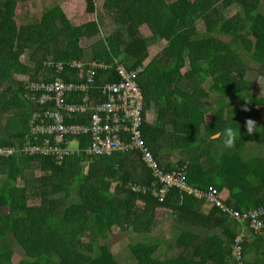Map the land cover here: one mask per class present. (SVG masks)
<instances>
[{"label":"trees","instance_id":"trees-1","mask_svg":"<svg viewBox=\"0 0 264 264\" xmlns=\"http://www.w3.org/2000/svg\"><path fill=\"white\" fill-rule=\"evenodd\" d=\"M16 7L17 0H0V148H21L31 118L54 109L53 102L40 105L41 93L33 99L29 82L51 84L60 78L77 83L79 71L73 64L98 61L107 68L97 71L90 97L102 103L105 97L98 88L119 81L118 65L142 69L137 78L144 98L141 132L159 169L169 173L184 168L188 186L202 192L212 187L228 208L264 209V94L255 95L254 83L245 80L249 61L264 66V0H105L103 11L114 29L91 54L79 43L99 33L95 23L75 27L54 6L35 22L18 26ZM231 7L237 14L227 18L224 13ZM86 11L96 12L93 0H86ZM142 27L150 31L149 38L142 36ZM162 41L166 46L144 64L149 48ZM151 106L154 123L146 119ZM208 114L210 124L205 123ZM63 116L66 125L88 121ZM249 120L254 122L251 134L246 130ZM226 128L238 134L231 149L223 144ZM65 140L80 151L60 165L50 157L17 152L0 158V211L8 208L7 215L0 213V264H13V244L24 252L17 264H117L106 243L113 227L141 235L140 242L130 245L136 264H237L232 247L241 234L242 264H264V229L256 233L249 223L242 226L204 199L176 188L163 202L150 192H132L128 184L148 189L156 181L141 151L86 157L87 137ZM169 153L178 157L175 163ZM35 168L42 175L25 178ZM18 179L25 180L24 187L17 188ZM29 197L37 203L30 206ZM204 205L210 208L207 213ZM161 211H169L181 225L174 247L188 252L180 263L159 262L158 246L145 238ZM195 228L204 235L218 234L213 240L199 238ZM88 233L92 242L85 244Z\"/></svg>","mask_w":264,"mask_h":264},{"label":"built area","instance_id":"built-area-1","mask_svg":"<svg viewBox=\"0 0 264 264\" xmlns=\"http://www.w3.org/2000/svg\"><path fill=\"white\" fill-rule=\"evenodd\" d=\"M72 68L79 71L80 82H65L56 78L51 84L43 83L42 80L28 83L27 89L33 94V99L37 93H41L38 100L40 105L53 102L54 109L43 114H35L29 123L30 138L21 148H0V158L17 152L21 156L30 158L37 155L50 157L60 165L63 158L80 151L78 147L76 152L70 149V145L74 142L66 141V136L88 138V145L83 150L86 157L111 156L114 153L139 150L143 163L152 171L156 181L148 189L136 184H128L127 187L132 192L143 194L150 192L159 202H163L170 189L176 188L196 199H204L210 208L220 209L242 226L249 223V227L256 233L264 229V209L239 212L228 208L212 187L202 192L188 186L184 168L175 167L176 170L169 173L159 169L158 163L145 145L141 132L144 98L137 78L142 69L128 71L122 65H118L115 72L119 76V81L106 83L98 88L105 97V101L99 103L91 98L90 94L96 87L97 71L107 67L96 63L89 65L74 63ZM58 69L60 71L62 66ZM64 114L85 118L88 120L87 124L66 125ZM37 140H40V143ZM242 241L243 235H238L232 247V258L237 264H242Z\"/></svg>","mask_w":264,"mask_h":264},{"label":"rangeland","instance_id":"rangeland-1","mask_svg":"<svg viewBox=\"0 0 264 264\" xmlns=\"http://www.w3.org/2000/svg\"><path fill=\"white\" fill-rule=\"evenodd\" d=\"M94 6L96 9V12L94 14H89L86 11V0H17V7H16V22L17 25H25L28 23H33L35 20H38L43 13H46L54 6H59L63 11L66 13L70 21L73 23L75 27H82L84 25L95 23L98 25L99 33L92 38L83 37L80 40V47L85 49L89 54H91V50L93 46L98 44L99 41L105 40L109 35L112 34V31L114 29V25L111 21L110 17H107L103 11V5L105 0H93ZM172 1V0H168ZM237 14V9L235 7H231L226 10V13H224V16H227V18H231ZM197 30L199 33V37L204 36V28L201 24L197 25ZM141 34L144 38H149L151 36L150 31L146 27L141 28ZM245 45H248V41H246ZM166 46L165 41H162L160 43H157L156 45H152L149 48V58L145 61L147 63L151 59H153L164 47ZM258 61V60H255ZM248 62L249 70L247 73V76L245 77V80L251 81L254 83L253 85V93L257 96H262L264 94V66L263 64L259 62ZM34 66H31V69H33ZM32 71V70H31ZM185 71V69L183 70ZM28 79V77H26ZM245 103V101H243ZM242 102H239L238 104H243ZM151 113H153L152 110H150ZM151 113H149V117H151ZM209 118V121H211L210 116H207ZM17 130V128L15 129ZM10 133H12V130H8ZM16 132V131H15ZM252 145V144H250ZM254 145V144H253ZM71 149L76 148V144L70 145ZM172 153H169V155ZM169 157V156H168ZM167 157V159H168ZM173 157V158H172ZM172 157H170L171 163H175L178 160V157L172 154ZM176 157V158H175ZM42 173L39 172L38 169L35 168L34 173H27L25 178H32V177H39ZM20 179V178H19ZM17 180L16 185L17 188H22L25 185V180ZM1 180V177H0ZM67 181V178H65ZM1 185V182H0ZM115 185L112 184L111 191L114 190ZM30 195V194H29ZM17 198L19 200L23 199V197L20 195V193L16 194ZM245 196V195H244ZM32 197V196H31ZM28 198V203L30 206H33L35 203L34 198ZM77 200V199H76ZM137 207L142 208V204L137 203ZM0 213L2 215H7L8 208L1 209ZM170 218L167 220L169 221ZM171 221V220H170ZM173 221H175L173 219ZM161 222L157 221L151 230L150 239L154 242L155 245H160L161 247H165V244L160 238V233H162L161 230H163V225L160 226ZM175 226V222L172 227ZM171 229V227H170ZM160 232V233H159ZM173 232V231H172ZM159 233V234H158ZM169 233V231H168ZM90 233L86 234L84 237V242L91 243L92 242V236L89 235ZM140 237L138 234H135L132 232V230L128 231H122L121 229H118L116 227H113L110 235V239L106 241V243L110 247V251L112 255L114 256L117 264H131V255L134 257L130 250V245L135 244L137 242H140ZM90 239V240H89ZM103 243V242H101ZM12 249H14V256H13V264L19 263V261L23 258V250L21 246H18L16 244L12 245ZM162 249L159 250V252L155 253V258L158 259L159 262H161V257H159L161 254ZM166 252V251H165ZM177 256H166L163 258V260L168 261L171 259H175ZM178 259V258H177Z\"/></svg>","mask_w":264,"mask_h":264},{"label":"crops","instance_id":"crops-1","mask_svg":"<svg viewBox=\"0 0 264 264\" xmlns=\"http://www.w3.org/2000/svg\"><path fill=\"white\" fill-rule=\"evenodd\" d=\"M149 62V61H148ZM147 62V63H148ZM94 64L96 63V64H102L101 62H96V61H94L93 62ZM147 63H144V64H147ZM22 79H26V77H23ZM150 110H152L153 111V113H151L150 112ZM149 113H151V117H149ZM209 116H210V119H211V114H208ZM208 115H206L205 116V123L206 124H210V122L211 121H209V118L207 117ZM146 119H147V121L149 122V123H154L155 122V120H156V116H155V110H154V108L151 106V108H149V110L146 112ZM31 120H32V118H31ZM31 120L29 121V123L31 122ZM27 134H28V137L26 138V139H28V138H30V136H29V125H28V132H27ZM37 142L38 143H40V140H37ZM86 168V167H85ZM86 171H87V168L84 170V172L86 173ZM138 203H140V204H142L141 202H138ZM139 208V207H138ZM140 209V208H139ZM210 210V208L209 207H207V206H205L204 205V207L202 208V211L204 212V213H207L208 211ZM170 218V220L169 221H167L168 219ZM173 219L174 220H176L175 218H174V216L173 215H171V213L169 212V211H161V212H159L158 214H156V219H155V223L157 222V221H160L161 222V224H160V226H162L163 225V230H161L162 231V233H160V238H161V240L163 241V243L165 244V247H161L160 245H158V250H157V252H159V250L160 249H162V251H161V254H159L160 256L159 257H161V263L163 262V261H165V260H163V258L164 257H166V256H170V255H175V256H177V258H175L176 260H177V263H180V256L185 252H188V251H184V249L182 248H180V247H178V246H175L174 247V243H173V240H175V239H181V236H182V234H180L179 233V231H178V229L179 228H181V225L180 224H176V232L174 231V227H172L173 226V224H174V222L175 221H173ZM170 227H171V229H170ZM178 228V229H177ZM168 231H169V233H168ZM173 231V232H172ZM195 234H196V236H198L199 235V238L200 237H205V236H207V238L209 239V240H213V239H215V237L217 236V234H218V231L217 230H213V231H210V232H207V234H203V232L202 231H200V228L198 229V228H195ZM158 233V234H159ZM136 234V233H135ZM151 234V233H150ZM150 234H148L145 238H148L149 240H151L150 239ZM152 241V240H151ZM166 251V252H165ZM156 252V253H157ZM156 257V256H155ZM157 259V258H156ZM158 260V259H157ZM131 264H136V260H135V258L131 255Z\"/></svg>","mask_w":264,"mask_h":264},{"label":"clouds","instance_id":"clouds-1","mask_svg":"<svg viewBox=\"0 0 264 264\" xmlns=\"http://www.w3.org/2000/svg\"><path fill=\"white\" fill-rule=\"evenodd\" d=\"M246 130L248 134H251L254 131V122L249 120L246 122ZM237 133H235L231 128H226L224 130V147L231 149L232 147H234L235 143H236V137H237ZM240 135V133H239Z\"/></svg>","mask_w":264,"mask_h":264}]
</instances>
